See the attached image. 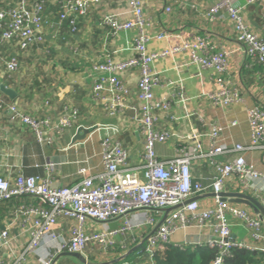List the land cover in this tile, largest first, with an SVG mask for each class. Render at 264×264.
Returning a JSON list of instances; mask_svg holds the SVG:
<instances>
[{
    "label": "crops",
    "instance_id": "0c3cea01",
    "mask_svg": "<svg viewBox=\"0 0 264 264\" xmlns=\"http://www.w3.org/2000/svg\"><path fill=\"white\" fill-rule=\"evenodd\" d=\"M28 1L29 6L37 1L43 4V22L49 25L45 40L25 51L12 44H4L5 58L17 55L19 68L12 77L1 76L0 92L9 102L17 103L25 113L48 119L51 123L63 114L74 113L75 118L70 126L56 135L52 144H45L39 142L30 129L11 121L7 109L0 110V175L20 172L38 177L49 175L53 187L72 186L84 175L103 171L100 142L107 136L120 139L129 152V161L138 163L143 149V137L136 121L139 113L136 97L138 69L132 67L119 73V78L130 89L129 104L132 108L108 115L100 101L91 96V86L96 77L93 67L102 56L108 54L116 59H125L134 55L132 44L136 29L111 33L101 22L102 16L108 13L130 19L132 13L127 1L102 0L92 4L77 22V31H72L68 23L59 18L62 0ZM142 1L144 16L149 23L148 31L166 35L160 40L150 39L148 51H161L199 36L227 53V72L221 85L210 69L190 62L188 50L167 55L151 64V69L161 78L155 95L171 101L170 112L176 118H161L159 127L169 129L174 137L156 144L157 158L167 160L173 157L178 144L185 140L182 136L190 130L185 118V114H190L191 130L202 134L204 149L211 143V125H217L221 130L216 144L232 147L240 143L247 146L242 152L245 161L260 171L264 170V148L250 147L251 129L247 115V110L255 106H260L264 112V67L245 54L244 44L238 39L240 32L224 9L212 16L207 15L209 8L220 0ZM17 2L0 0V8L16 6ZM232 3L240 7L249 29L264 38V0L253 3L232 0ZM167 6L171 7L170 11L165 9ZM1 86L10 89L11 95L2 91ZM222 87L236 93L239 99L229 103L215 102L211 94ZM79 127L88 129V133L82 139L73 141ZM236 155L237 152L221 154L218 159L232 161ZM82 169H85L84 173H81ZM191 172L194 178L207 186L197 199L203 208L210 207L214 203V194L209 187L215 167L208 160H197L192 162ZM253 185L264 198V180L255 179ZM223 190L243 192V184L232 175L223 184ZM261 203L264 204V199ZM29 205L44 206V203L25 196L0 202V230L9 228L10 235L6 248L0 245V256L3 255L8 262L14 261L30 241L33 216L22 213ZM240 205L261 221L264 232L261 215L246 205ZM170 212L167 208L153 213L155 224L147 223V216L142 210L131 211L106 223L87 221L89 231L121 230L111 235L112 242L106 250H100L98 244H89L83 257L88 264H153L151 252L145 248L147 238ZM230 221L232 239L247 242L252 250H262V241L252 240L248 228L241 221L232 217ZM72 223V219L65 218L52 228L67 238ZM209 237V230L188 226L172 233L169 243L194 248L203 245ZM54 249L55 242L47 239L41 243L36 255H27L23 264H40L39 257L49 252L54 255L51 264L84 263L73 256H59L69 251L67 249L60 252Z\"/></svg>",
    "mask_w": 264,
    "mask_h": 264
},
{
    "label": "built area",
    "instance_id": "2783aa9c",
    "mask_svg": "<svg viewBox=\"0 0 264 264\" xmlns=\"http://www.w3.org/2000/svg\"><path fill=\"white\" fill-rule=\"evenodd\" d=\"M102 0H62L59 18L66 21L72 31H77V22L86 15L89 7ZM132 13L130 19H122L112 13L101 18L103 25L111 33L136 29L133 39L134 55L125 59H116L104 55L94 65L95 81L91 86V96L99 100L108 115L122 113L132 108L129 104L130 89L119 78L120 71L132 67L138 69L136 97L138 100V115L136 121L143 137V149L138 163L129 161V152L116 137H104L101 162L103 171L97 174L84 175L72 186L53 187L49 175L38 177L16 173L0 175V202H7L19 196L42 201L44 206L29 205L22 213L32 214L31 238L23 251L12 262L0 256V264H23L27 255L37 254L42 242L47 239L55 242V251L65 249L83 255L89 244H98L100 250H106L112 240L111 235L119 230L89 231L87 221L106 223L116 217L125 216L131 211H144L147 223L155 224V215L161 210L173 208L157 229L147 238L146 250L152 253L159 244L170 242V235L179 228L197 226L209 230V237L204 245L216 249L217 254L208 264H224L232 249L252 247L244 241L231 237L232 223L230 217L238 219L248 228L249 237L262 241L264 251V232L262 223L240 204L222 199L223 184L229 177L235 175L243 184V192L250 194L260 202L264 198L254 188L255 179L264 180V170L260 171L247 163L242 152L247 148L240 143L229 147L216 144V138L221 130L217 125H211V143L208 148L202 147V134L191 130L192 115L185 114L190 130L182 136L184 142L176 147L173 157L167 160L157 158L155 146L173 138V133L159 127L162 116L176 119L170 112L171 101L168 98H158L155 88L161 78L151 69V64L160 58L180 51H189L188 59L201 68L210 69L212 75L222 84L227 72V53L218 50L205 37H195L180 45L170 46L161 51H148L150 39L157 40L166 37L164 33L151 34L148 20L144 16L142 0H126ZM249 3L261 0H248ZM170 11L171 7L165 8ZM224 9L229 20L239 30L238 39L243 42L245 54L264 67V38L251 31L240 13V7L232 0H220L207 11L212 16ZM43 4L40 1L29 6L28 0H19L14 7L0 9V79L11 75L19 68L17 55L4 56L3 45L12 44L21 51L28 50L32 45H40L45 40L46 28L43 22ZM215 102L229 103L239 99L236 93L220 88L211 94ZM7 109L9 118L32 131L36 139L45 144H52L56 135L72 124L74 113L63 114L53 123L25 113L17 103L9 102L0 92V110ZM250 124V147L264 148V112L260 106L247 110ZM237 152L231 161H220L218 156ZM197 160H208L215 167V174L210 183L214 194V203L203 208L197 199L207 186L194 178L191 164ZM85 169L81 170L84 173ZM72 219L73 223L67 238L53 230V225L63 219ZM128 225V224H127ZM9 228L0 230L1 246L6 248L9 241ZM53 253L41 258L40 264H51ZM38 257V255H37ZM86 259V258H85ZM83 264H88L84 262ZM127 264V263H124Z\"/></svg>",
    "mask_w": 264,
    "mask_h": 264
},
{
    "label": "trees",
    "instance_id": "16d2710c",
    "mask_svg": "<svg viewBox=\"0 0 264 264\" xmlns=\"http://www.w3.org/2000/svg\"><path fill=\"white\" fill-rule=\"evenodd\" d=\"M17 1L19 2V0ZM8 8L10 7H1L0 9ZM13 74L11 75L13 76ZM216 254V249L208 248L204 244L191 248L165 243L159 244L153 249L151 259L153 264H208ZM224 264H264V251L234 248L230 255L225 258Z\"/></svg>",
    "mask_w": 264,
    "mask_h": 264
},
{
    "label": "water",
    "instance_id": "95a60500",
    "mask_svg": "<svg viewBox=\"0 0 264 264\" xmlns=\"http://www.w3.org/2000/svg\"><path fill=\"white\" fill-rule=\"evenodd\" d=\"M1 89L5 93L11 95L10 89L5 88L4 86H1ZM79 131H82L81 135L79 134ZM86 133H88V129H85L84 127H79L77 131V135L76 137H74L73 141L77 139H82ZM219 195L222 196V199L228 200L229 202L238 203V204L240 203V204L246 205L247 207L252 209L254 213L260 214L261 218L264 221V204H262L258 199L251 196L250 194H247L241 191H233V192L223 191L219 193ZM172 209L173 208H170V210ZM166 216L167 214L165 215V217ZM165 217L163 218V220L165 219ZM160 223H158L154 231L157 229ZM66 255L73 256V257L81 259L83 262H87V260L83 257V255H81L80 253H76V252L65 251V252H62L59 256H66Z\"/></svg>",
    "mask_w": 264,
    "mask_h": 264
}]
</instances>
